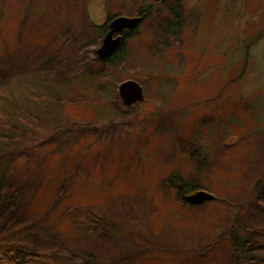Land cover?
Listing matches in <instances>:
<instances>
[{
  "label": "rangeland",
  "instance_id": "374dc122",
  "mask_svg": "<svg viewBox=\"0 0 264 264\" xmlns=\"http://www.w3.org/2000/svg\"><path fill=\"white\" fill-rule=\"evenodd\" d=\"M141 8L124 47L94 60L95 26ZM79 64L46 95L71 139L39 122L6 166L26 183L1 211L11 237L76 255L63 264H233L238 212L249 254L264 258V190L251 193L264 183V0H0V90ZM127 79L144 94L130 106L117 93ZM176 177L213 197L184 203ZM79 207L109 234L78 231Z\"/></svg>",
  "mask_w": 264,
  "mask_h": 264
},
{
  "label": "trees",
  "instance_id": "16d2710c",
  "mask_svg": "<svg viewBox=\"0 0 264 264\" xmlns=\"http://www.w3.org/2000/svg\"><path fill=\"white\" fill-rule=\"evenodd\" d=\"M148 13L149 11L147 8H141L138 10L137 15H141L143 20ZM112 18V15L107 16L102 25L95 27L99 28L100 33L104 34L108 27V23ZM96 30L99 32L98 29ZM133 31H125L122 34L121 44L117 51L124 47L126 39ZM116 53L117 52L115 51L108 57L102 59L98 58L95 54L93 59L96 61H110L111 57ZM82 68L84 67H82L81 64L72 67L71 70H67L64 67L56 68L53 66L46 67L45 71L36 68L33 72L37 73L38 71H43L44 74L38 75L41 77L40 79H37L38 82H35L36 80L34 82H20V85H10V88L8 89L5 87L2 89L3 91L0 90V116H3L2 120L0 118V264H63L66 260L70 261V259L76 257L73 253H69L68 255L65 254L63 249H52L47 252L33 246L32 244L17 242L20 241V239L11 237L13 231L11 221H6L7 219L4 218L1 211L6 210L9 203L8 200L11 196H15L16 193L22 194V191L26 188V183H18V179L15 178V175V177L8 178L7 175H11L13 171L8 167L6 168V166L10 165L14 160L18 161L21 157L27 156L28 152L26 151V139L28 137L32 138L35 135V132L37 131L35 126H38L39 122L43 123L44 121L50 125L49 136L46 138H56L55 135L57 134L68 135V130L65 132V125L71 122H63L62 118H60L62 106L58 109L50 107L52 102L49 98H46V95H51L52 90L55 88V83H53L54 74L57 75V87H60L63 84L64 86H67L68 84L65 85V82H61V80H67L69 78L67 74L68 72L73 73L74 70L77 71ZM105 68L106 67H104V70ZM47 70L48 73L45 74ZM90 70L91 66L89 67V71ZM65 73L66 75H64ZM30 88L38 89V91L35 93H29L28 91ZM24 89H26L27 92ZM64 103L65 99H62V105ZM69 138L71 139L70 136ZM27 166L29 167L30 164L27 163ZM26 170H28V168H26ZM175 180L176 182L173 183V186L176 188L177 195L180 199L184 203L195 204L192 203L185 194L191 191H196L198 185L192 181L180 182L177 177ZM263 184L260 189L259 186L255 185V188L251 191L252 195L257 196L260 193H263ZM60 190L61 188L58 190L57 194L60 193ZM246 202L252 206L254 204L252 199L248 198L244 201L241 200L237 204L238 208H244ZM79 209L78 211L80 212V215H85L87 220L82 221L79 225V227H81L78 228V231L85 228L86 231L84 232L88 234L99 235V233L102 232L109 234L108 231H104L103 217L97 216L92 210H90V208L79 207ZM80 215H78L79 218ZM234 218V225H232L228 235L232 251L231 254L234 257L233 264H264V258L255 257V255L249 254L250 248L248 247L251 246L252 243L250 239L245 237L246 231L249 230H247L248 227L246 228L241 222L238 212H236ZM240 228L244 229V235L239 234L238 230ZM256 247L258 248V246ZM96 260L97 258L94 259L90 257L88 260H85L83 264H98Z\"/></svg>",
  "mask_w": 264,
  "mask_h": 264
},
{
  "label": "water",
  "instance_id": "95a60500",
  "mask_svg": "<svg viewBox=\"0 0 264 264\" xmlns=\"http://www.w3.org/2000/svg\"><path fill=\"white\" fill-rule=\"evenodd\" d=\"M141 16H115L109 22V29L104 34L101 44L95 49L99 58H105L112 54L121 44V32L124 30H133L140 23ZM118 95L124 105H132L133 103L144 99L143 89L139 82L127 79L120 82L117 86ZM212 194L204 190H196L189 194L188 199L195 204L201 203L207 199H211Z\"/></svg>",
  "mask_w": 264,
  "mask_h": 264
},
{
  "label": "flooded vegetation",
  "instance_id": "af4514ba",
  "mask_svg": "<svg viewBox=\"0 0 264 264\" xmlns=\"http://www.w3.org/2000/svg\"><path fill=\"white\" fill-rule=\"evenodd\" d=\"M109 28L107 27L106 31L108 30ZM125 31H122L121 33L123 34ZM100 44V43H99Z\"/></svg>",
  "mask_w": 264,
  "mask_h": 264
}]
</instances>
